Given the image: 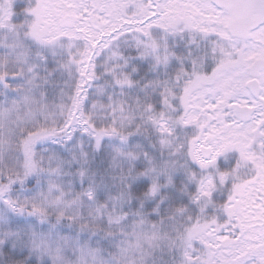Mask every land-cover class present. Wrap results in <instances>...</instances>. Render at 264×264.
<instances>
[{"label": "snow or ice", "instance_id": "obj_1", "mask_svg": "<svg viewBox=\"0 0 264 264\" xmlns=\"http://www.w3.org/2000/svg\"><path fill=\"white\" fill-rule=\"evenodd\" d=\"M0 264H264V0H0Z\"/></svg>", "mask_w": 264, "mask_h": 264}]
</instances>
